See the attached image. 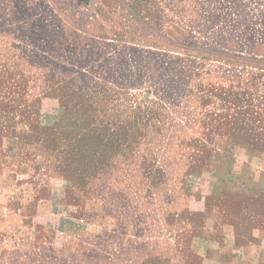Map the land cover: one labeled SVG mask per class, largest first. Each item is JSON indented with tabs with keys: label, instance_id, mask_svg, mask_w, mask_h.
Returning <instances> with one entry per match:
<instances>
[{
	"label": "rangeland",
	"instance_id": "rangeland-1",
	"mask_svg": "<svg viewBox=\"0 0 264 264\" xmlns=\"http://www.w3.org/2000/svg\"><path fill=\"white\" fill-rule=\"evenodd\" d=\"M262 161L264 0H0V264H189Z\"/></svg>",
	"mask_w": 264,
	"mask_h": 264
},
{
	"label": "crops",
	"instance_id": "crops-1",
	"mask_svg": "<svg viewBox=\"0 0 264 264\" xmlns=\"http://www.w3.org/2000/svg\"><path fill=\"white\" fill-rule=\"evenodd\" d=\"M251 168L253 174L235 175L233 189L224 191L225 198L239 199L242 210L206 218L203 238L187 250L189 264H264V161Z\"/></svg>",
	"mask_w": 264,
	"mask_h": 264
}]
</instances>
